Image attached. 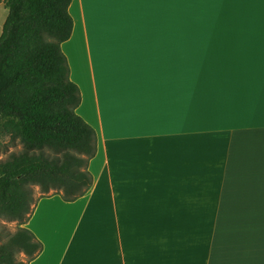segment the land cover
I'll return each mask as SVG.
<instances>
[{
	"label": "crops",
	"instance_id": "crops-1",
	"mask_svg": "<svg viewBox=\"0 0 264 264\" xmlns=\"http://www.w3.org/2000/svg\"><path fill=\"white\" fill-rule=\"evenodd\" d=\"M69 11L93 185L39 200L31 264H264V0ZM8 14L0 4V36Z\"/></svg>",
	"mask_w": 264,
	"mask_h": 264
},
{
	"label": "trees",
	"instance_id": "trees-1",
	"mask_svg": "<svg viewBox=\"0 0 264 264\" xmlns=\"http://www.w3.org/2000/svg\"><path fill=\"white\" fill-rule=\"evenodd\" d=\"M73 1L0 0L9 11L0 36V131L13 129L24 145L0 161V217L18 222L0 245V264H31L43 252L25 227L40 200L33 185L65 202L93 185L89 165L98 137L77 113L81 91L62 49L73 33Z\"/></svg>",
	"mask_w": 264,
	"mask_h": 264
},
{
	"label": "rangeland",
	"instance_id": "rangeland-1",
	"mask_svg": "<svg viewBox=\"0 0 264 264\" xmlns=\"http://www.w3.org/2000/svg\"><path fill=\"white\" fill-rule=\"evenodd\" d=\"M1 22V18H0ZM24 150V145L21 141L20 136L16 134L13 129L10 133H3L0 131V161H4L9 158L12 153H20ZM34 200L41 199L46 196L49 197L53 193L51 191L49 194L44 195L39 186H32ZM18 229V222L7 221L6 219L0 217V245L4 243L10 234H13ZM18 260H25L24 254H16Z\"/></svg>",
	"mask_w": 264,
	"mask_h": 264
},
{
	"label": "snow or ice",
	"instance_id": "snow-or-ice-1",
	"mask_svg": "<svg viewBox=\"0 0 264 264\" xmlns=\"http://www.w3.org/2000/svg\"><path fill=\"white\" fill-rule=\"evenodd\" d=\"M68 2L70 3V2H71V0H68Z\"/></svg>",
	"mask_w": 264,
	"mask_h": 264
}]
</instances>
